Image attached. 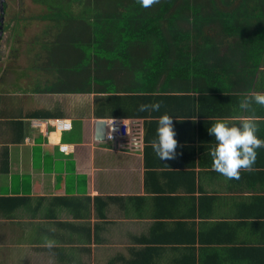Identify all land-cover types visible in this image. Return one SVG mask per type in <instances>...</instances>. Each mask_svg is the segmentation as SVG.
<instances>
[{
    "label": "crops",
    "instance_id": "crops-1",
    "mask_svg": "<svg viewBox=\"0 0 264 264\" xmlns=\"http://www.w3.org/2000/svg\"><path fill=\"white\" fill-rule=\"evenodd\" d=\"M199 37L194 75L146 90L142 64L78 92L73 47L0 49V264H264V148L228 180L212 170L208 132L253 117L264 139V106L239 107L264 93V33ZM164 114L178 145L160 160L151 142Z\"/></svg>",
    "mask_w": 264,
    "mask_h": 264
},
{
    "label": "trees",
    "instance_id": "trees-1",
    "mask_svg": "<svg viewBox=\"0 0 264 264\" xmlns=\"http://www.w3.org/2000/svg\"><path fill=\"white\" fill-rule=\"evenodd\" d=\"M35 1L43 6L37 18L48 21L45 33H56L54 46L73 47L80 68L78 92L91 91L99 75L138 74L135 64L144 66L145 90L156 89L164 77L189 78L195 72L191 65L198 62L199 33L208 29L264 33V0H159L148 8L138 0ZM167 89L161 83V91Z\"/></svg>",
    "mask_w": 264,
    "mask_h": 264
},
{
    "label": "clouds",
    "instance_id": "clouds-1",
    "mask_svg": "<svg viewBox=\"0 0 264 264\" xmlns=\"http://www.w3.org/2000/svg\"><path fill=\"white\" fill-rule=\"evenodd\" d=\"M138 3L148 8L159 3V0H138ZM264 106V93H255L245 98L239 105L243 110H248L251 105ZM161 108V103L150 105L142 104L143 111H156ZM258 126L253 117L243 119L239 124L229 125L224 121H217L208 128L210 135H214L216 146L211 151L213 158L212 170L228 180L239 179L241 170L250 171L256 162L257 149L264 148V139L257 135ZM173 125V116L164 114L158 118L156 139L151 146L160 160L172 159L176 155L178 141Z\"/></svg>",
    "mask_w": 264,
    "mask_h": 264
},
{
    "label": "rangeland",
    "instance_id": "rangeland-1",
    "mask_svg": "<svg viewBox=\"0 0 264 264\" xmlns=\"http://www.w3.org/2000/svg\"><path fill=\"white\" fill-rule=\"evenodd\" d=\"M6 10L3 22V38L0 43V49L7 48V52L13 46L20 45H42L45 41H53L56 33H45L48 25L47 20H40L37 15L42 13L43 6L35 0H5ZM78 8L75 7V10ZM208 33L211 31L208 29ZM37 33V34H34ZM39 33V34H38ZM33 35V36H32ZM37 37L32 41L33 38ZM32 41V42H31ZM44 43L46 47H53L54 44ZM23 43V44H22ZM36 53L30 54L34 56ZM51 55V52L48 54ZM14 57V54H11ZM21 55H19L20 58ZM24 57V55H23ZM1 60V58H0ZM7 58L4 60L6 62ZM34 60V59H33ZM77 64V61L74 62ZM52 72H59L63 68V62L55 59L49 60L45 64Z\"/></svg>",
    "mask_w": 264,
    "mask_h": 264
},
{
    "label": "water",
    "instance_id": "water-1",
    "mask_svg": "<svg viewBox=\"0 0 264 264\" xmlns=\"http://www.w3.org/2000/svg\"><path fill=\"white\" fill-rule=\"evenodd\" d=\"M4 14H5V0H0V21H1V25H0V36H3V22H4ZM98 125L100 127H104L106 125V121L105 120H99L98 121ZM106 136L104 131H98L95 134V137L97 139H104Z\"/></svg>",
    "mask_w": 264,
    "mask_h": 264
},
{
    "label": "built area",
    "instance_id": "built-area-1",
    "mask_svg": "<svg viewBox=\"0 0 264 264\" xmlns=\"http://www.w3.org/2000/svg\"><path fill=\"white\" fill-rule=\"evenodd\" d=\"M54 122H55V127L57 129H59V130H67V129L70 128V125L67 122H65L64 119H55ZM119 134L121 136H126V134H127V127L125 125H123L121 127V130H120ZM113 136H114L113 134H108V138L109 139H112Z\"/></svg>",
    "mask_w": 264,
    "mask_h": 264
},
{
    "label": "flooded vegetation",
    "instance_id": "flooded-vegetation-1",
    "mask_svg": "<svg viewBox=\"0 0 264 264\" xmlns=\"http://www.w3.org/2000/svg\"><path fill=\"white\" fill-rule=\"evenodd\" d=\"M1 18V17H0ZM0 25H1V21H0ZM1 30V29H0ZM1 43V42H0Z\"/></svg>",
    "mask_w": 264,
    "mask_h": 264
}]
</instances>
